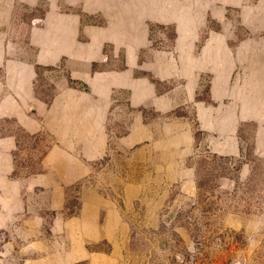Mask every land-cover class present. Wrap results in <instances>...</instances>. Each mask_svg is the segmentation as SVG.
<instances>
[{
  "label": "rangeland",
  "instance_id": "rangeland-1",
  "mask_svg": "<svg viewBox=\"0 0 264 264\" xmlns=\"http://www.w3.org/2000/svg\"><path fill=\"white\" fill-rule=\"evenodd\" d=\"M49 10L64 53L56 62L47 32L32 33L49 26ZM242 43L264 52V0H0V83L9 60L28 58L33 97L45 103L0 117V142L13 138L8 166L0 147V264H264V125L201 126L195 109L210 102L208 66L184 106L142 111L149 139L127 91L109 96L99 74L129 71L137 53L211 63L213 52ZM235 79L231 89L242 95ZM230 102L209 105L225 111ZM23 118L41 128H26Z\"/></svg>",
  "mask_w": 264,
  "mask_h": 264
},
{
  "label": "crops",
  "instance_id": "crops-1",
  "mask_svg": "<svg viewBox=\"0 0 264 264\" xmlns=\"http://www.w3.org/2000/svg\"><path fill=\"white\" fill-rule=\"evenodd\" d=\"M53 13L54 12L49 10L44 17L49 26H44V29L39 27L34 28L32 33L36 35V33L40 31L42 33H44V31L47 32V45L49 49H51L49 61L52 60L56 62L64 53L58 50L60 39L55 36L52 37L53 35L50 34L51 31H54L53 27H57L60 30L59 25L51 26L53 16L55 15V13ZM80 18L81 17L78 16L72 18V20L70 19V28H76V35L73 41L77 38V28ZM102 47L103 43H101V48ZM85 49V57L89 58L88 60L91 65L95 60L92 54L93 45L86 44ZM248 49H250L249 45L247 43H242L235 50L228 47V50L213 52V59L210 60L211 63L202 61L205 57L198 56L190 58L188 56V58L192 60L188 62L183 61L180 66L176 61L174 62V58L171 56L172 54L166 52L158 53L160 57L154 58L155 54L149 52L150 59L144 60L143 54L140 52L141 55L137 53L134 56L135 61L128 67L130 69L129 71L125 70L122 73H109L106 72V70H100V77L103 78L102 88H105L104 90H106L105 92L109 96L110 91L113 90L123 88L127 91L133 107L141 110L139 130L141 127V130L143 129V131L149 133V139H152L154 138L152 127L144 124L145 121L142 117V111L148 110L150 114L162 115L184 106L187 101L193 99L196 95L195 92L199 82L198 78L202 75L201 72L205 71L204 67L208 68V66H210V73H213L211 81L209 82L210 102H197L195 109L196 119L201 126L209 131H217V128L221 127L223 123L231 124L254 121L264 125V52L260 51L255 54L253 51L248 52ZM203 53L204 52H202V54ZM205 54L206 53H204V55ZM185 55L194 54H183V56H181L183 60L187 59ZM38 56L37 59H39V61L43 60L41 54H38ZM45 59L44 57V60ZM9 62L11 65L6 68V80L0 83V92L5 91V93L0 96V117L1 115L14 117L16 115L15 112L18 116H21L27 104H34L39 106V108L45 107L43 100L33 97L32 80L35 73L32 68L33 66L30 64V60L28 58L18 57L14 60H9ZM12 67L14 68L13 70ZM235 72H237V74H234ZM234 75H236V79L234 80L236 81V86H240L242 83L244 85V93L242 95L239 94L241 88H235V90L231 89L230 83ZM14 92H16V94ZM69 93L70 90H67V92L63 91L55 96L53 99L55 103L53 102V106L51 103L50 106L51 112H55L58 103L62 101L63 98H66ZM224 97L231 98V102L227 104L229 105L228 109L225 111L221 109L220 105L218 106L213 103V105H209L211 101L220 103ZM23 119L19 121L26 128H33L35 131L41 128L38 122H31L30 119L25 121L28 118ZM179 119L183 120V115H181V118L176 117L173 121L179 122ZM55 120L56 119H47V124L52 125V129ZM170 123L165 126L169 127ZM45 124L43 125L44 129L46 128ZM134 130L136 131V128ZM139 130L137 128V132H139ZM262 131H264V127ZM176 132L180 138H186V136L183 135L184 132L181 133V130L177 129ZM94 139V135H92L91 140H89L90 146L94 145ZM2 141L3 143L0 142V147L3 146L2 148L5 150L4 156L7 162L8 158L6 156H8V152L13 148V138L7 137ZM66 144H69V142H66ZM184 144L185 143L182 141L180 144L177 143L176 146L183 148ZM66 148L70 149V146H66ZM58 149H60V147ZM229 149L230 152L235 151L237 149V143L235 142V145L232 144ZM184 151L187 153L188 149H184L181 152ZM55 153L58 152L56 151ZM6 166H8V162Z\"/></svg>",
  "mask_w": 264,
  "mask_h": 264
}]
</instances>
